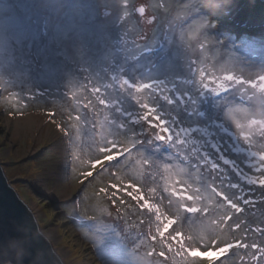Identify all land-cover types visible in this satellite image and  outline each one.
<instances>
[{"label":"rangeland","instance_id":"1","mask_svg":"<svg viewBox=\"0 0 264 264\" xmlns=\"http://www.w3.org/2000/svg\"><path fill=\"white\" fill-rule=\"evenodd\" d=\"M263 40L264 0H0V167L64 264H264Z\"/></svg>","mask_w":264,"mask_h":264},{"label":"water","instance_id":"2","mask_svg":"<svg viewBox=\"0 0 264 264\" xmlns=\"http://www.w3.org/2000/svg\"><path fill=\"white\" fill-rule=\"evenodd\" d=\"M0 264H64L0 167Z\"/></svg>","mask_w":264,"mask_h":264},{"label":"snow or ice","instance_id":"3","mask_svg":"<svg viewBox=\"0 0 264 264\" xmlns=\"http://www.w3.org/2000/svg\"><path fill=\"white\" fill-rule=\"evenodd\" d=\"M48 115H49L50 117L54 118L56 114H55L54 112H52V113H49ZM112 151L115 152L116 149L113 148ZM114 159H117V158H114ZM95 175H96V172H91L88 178L91 179V178L94 177ZM145 199H147V197H145ZM142 202H143V201H141V203H142ZM166 223H167V222H166ZM162 227H163V226H162ZM174 227H175L174 224L170 225V226L167 228V230L165 231L164 236L167 237L168 233H170ZM180 235H182V234H180ZM176 241H177V237H173V241H172V242H176ZM152 242H153V244L156 243V238H155V237L152 238ZM164 248H165L166 250H161V251H159L158 253H157L155 250H153L152 252L149 253V255H152V256H156V255H158V256L161 258L162 261H163V260H167V259H168L169 251L172 250V249H171V243H167V244H165V245H164ZM188 251L191 252L192 250H191V249H188Z\"/></svg>","mask_w":264,"mask_h":264},{"label":"bare ground","instance_id":"4","mask_svg":"<svg viewBox=\"0 0 264 264\" xmlns=\"http://www.w3.org/2000/svg\"><path fill=\"white\" fill-rule=\"evenodd\" d=\"M248 4H250V3H248ZM233 18H237L236 20H237L238 22H240V26L238 25L240 28H241V27H245V28H246V27H249V25L251 24V22L248 21V19L251 18V17H248L247 14H242V13H241L240 15H238V16L236 15V17L234 16ZM251 20H253V18H252ZM229 21H231V20H228V22H229ZM228 22H227V23H228ZM232 22H233V21H232ZM239 27H237L236 25H234V28H235V29H238V30H239V29H240ZM251 30H253V29H251ZM252 32H254V33H253L254 36H256V34H259V33H257V30H256V31H252ZM260 44H261V45H264V40L261 41ZM262 101L264 102V99H262Z\"/></svg>","mask_w":264,"mask_h":264}]
</instances>
